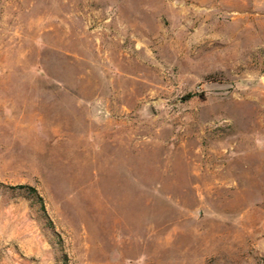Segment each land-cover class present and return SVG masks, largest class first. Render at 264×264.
Listing matches in <instances>:
<instances>
[{
  "label": "rangeland",
  "instance_id": "1",
  "mask_svg": "<svg viewBox=\"0 0 264 264\" xmlns=\"http://www.w3.org/2000/svg\"><path fill=\"white\" fill-rule=\"evenodd\" d=\"M0 264H264V0H0Z\"/></svg>",
  "mask_w": 264,
  "mask_h": 264
},
{
  "label": "trees",
  "instance_id": "2",
  "mask_svg": "<svg viewBox=\"0 0 264 264\" xmlns=\"http://www.w3.org/2000/svg\"><path fill=\"white\" fill-rule=\"evenodd\" d=\"M193 95H187L184 100L191 98ZM12 190H18L21 194V196L29 203V206L36 207L37 211L45 222L48 223V225H51V222L47 216L44 202L42 197L39 195L37 190L30 186L20 185L17 187H14Z\"/></svg>",
  "mask_w": 264,
  "mask_h": 264
}]
</instances>
